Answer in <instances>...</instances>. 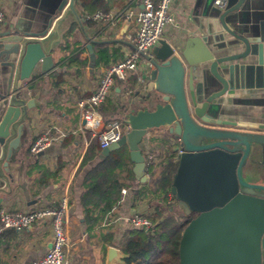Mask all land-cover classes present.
<instances>
[{"label": "water", "instance_id": "95a60500", "mask_svg": "<svg viewBox=\"0 0 264 264\" xmlns=\"http://www.w3.org/2000/svg\"><path fill=\"white\" fill-rule=\"evenodd\" d=\"M214 1L226 29L224 18L243 0L235 5L223 0L221 8ZM16 11L0 26V200L20 184L15 174L23 168L28 114L39 107L24 93L32 90L27 84L34 72L38 69L42 77L54 69L52 51L73 23L88 43L91 61L92 45L104 43L85 32L78 0H18ZM231 34L245 51L220 55L224 47L200 36L182 47L161 39L142 54L137 83L120 102L130 130L101 150L106 157L127 147L134 179L141 183L149 180L143 142L168 146L176 155L170 194L189 220L181 234L179 264H264V126L220 117L227 111L226 95L234 90L235 68L228 64L250 52L244 38ZM128 258L110 246L104 264H127Z\"/></svg>", "mask_w": 264, "mask_h": 264}, {"label": "crops", "instance_id": "0c3cea01", "mask_svg": "<svg viewBox=\"0 0 264 264\" xmlns=\"http://www.w3.org/2000/svg\"><path fill=\"white\" fill-rule=\"evenodd\" d=\"M101 1L107 7V10L102 12H110L115 17L109 23L90 21L91 25L86 24L87 21L84 19L83 28L87 35L93 41L104 42L92 45L94 61L90 60L86 49L88 43L81 30L73 23L66 32H62L59 45L52 51L54 69L42 77L37 69L27 84L32 86V90L24 91L26 99H36L39 107L30 110L28 114V135L20 157V165L23 168L15 174V180L20 184L15 183L12 186V193L3 195L0 200V210L27 212L55 207L63 195H68L69 216L66 222L68 246L65 249V264H104L106 249L110 246L118 248L122 237L132 229L129 218L133 214L148 215L154 212V207L145 201H134L133 194L143 183L133 178L132 181L126 182V187L122 189L126 192L121 191L119 203L104 217L101 224L88 229L84 220L86 216L80 200L83 181L89 169L103 160L104 156L98 148L100 153L93 161L85 167H81V161L86 149L95 141L91 139L93 131L106 127L112 120L125 117L120 102L127 94L126 81L116 80L105 101L99 106L106 112L110 111L111 106L117 105L119 108L117 114L104 116L98 112L99 107L84 108V111L95 114L94 117L98 121L96 128H83V132L79 131L84 120L80 115L78 102L87 99L98 86L104 68L96 65L98 47H103L110 53L117 51L119 55L110 60L111 64L124 58L126 52L132 49L131 39L135 35L136 27L134 23L128 22L126 15L135 10L139 2V0ZM213 1L173 0L169 5L173 23L167 27L162 40L182 47L191 37L205 36L211 46L217 44L218 47H224L218 54L229 55L245 51L244 43L231 33L244 38L249 44L250 52L247 58L228 64L235 68L232 71L234 90L226 95L227 111H223L220 117L244 124L264 126V0L241 1L240 8L224 18L226 29L219 21L221 12L213 7ZM238 1L230 0V3L235 5ZM17 5L18 0L9 1L5 20L13 19ZM78 7L85 17L88 13L79 4ZM70 31L69 45L64 50L65 35ZM74 57L86 65L81 67ZM143 66L144 61L141 59L138 76ZM258 66L261 67L260 70L257 69ZM55 72L62 81L59 89L54 85L55 79L52 77ZM247 73L251 74L249 80L246 79ZM41 129L50 130L51 134L61 137L42 152V155L34 156L29 148ZM89 140L91 142L86 146V141ZM140 149L145 158V174L149 179L147 182H150L148 167L158 165L169 153L165 148H158L156 144L150 145V142H143ZM88 219L98 222L96 214H89ZM52 237L50 220L33 224L29 229L20 232L1 231L0 264H31L40 260L50 248Z\"/></svg>", "mask_w": 264, "mask_h": 264}, {"label": "trees", "instance_id": "16d2710c", "mask_svg": "<svg viewBox=\"0 0 264 264\" xmlns=\"http://www.w3.org/2000/svg\"><path fill=\"white\" fill-rule=\"evenodd\" d=\"M78 4L88 14L107 10L101 0H78ZM86 24L91 25L90 21ZM70 35L71 31L65 35L64 50L69 45ZM96 53L98 58L96 65L100 67L109 65L110 60L119 55L116 50L110 53L103 47H98ZM74 60L79 59L74 57ZM122 60L123 58L112 63H119ZM78 62L81 67L86 65L85 62ZM56 73H52V77L55 79L54 85L59 89L62 81ZM136 83V76L129 78L125 84L126 91L132 90ZM118 111L117 105L111 106L110 111L106 110V112L101 107L98 108V112L103 113L104 116L115 115ZM98 153L100 150L94 141L86 149L81 167L93 161ZM168 153V156H165L158 165L149 166L150 182L141 184L140 189L133 194L134 201H145L149 206L154 207V212L146 216L151 221L153 229L151 232L131 229L122 237L117 247L129 256L126 260L127 264H179L181 234L189 220L182 215L176 206L175 199L170 194L177 164L176 155L172 152ZM132 168L133 164L130 161L128 150L120 149L110 152L86 173L80 200L84 206V216H86L84 220H86L88 229L101 224L104 217L119 203L121 191L126 187V182L134 178ZM174 209H177L180 215ZM89 214H96L98 222L87 220Z\"/></svg>", "mask_w": 264, "mask_h": 264}, {"label": "built area", "instance_id": "2783aa9c", "mask_svg": "<svg viewBox=\"0 0 264 264\" xmlns=\"http://www.w3.org/2000/svg\"><path fill=\"white\" fill-rule=\"evenodd\" d=\"M9 1L0 0V26L5 21ZM172 1L139 0L136 9L128 14L126 13L128 22L134 23L136 27L135 35L131 39L132 49L126 52L121 62L105 66L101 71L95 92L87 99L78 102L80 115L84 120V124H80V132L84 131L83 128L93 129L98 127V121L94 117L95 114L84 111V108L86 106L98 108L105 101L116 80L127 81L131 76L138 74L142 59L141 55L147 54L153 47L157 46L167 27L173 23V17L169 11V5ZM214 5L221 8L224 2L223 0H215ZM114 17L110 12L96 11L92 14H86L84 19L86 21L109 23ZM136 77L139 78L138 75ZM124 119L122 118L121 122L118 119L112 120L106 127L93 131L91 139L97 142L100 150L118 142L130 130V126L126 124ZM60 137V135L51 134L50 130L43 131L41 129V132L35 136L29 151L32 155L37 156ZM90 142V140L86 141V146ZM122 192L125 193L126 191L122 190ZM68 201V195H63L59 204L55 207L34 209L27 212L2 209L0 210V232L3 230L20 232L29 229L33 224L50 220L53 231L50 248L40 260L31 264H65V249L68 246L66 232V222L69 216ZM146 216L133 214L129 218L131 228L151 232L153 225Z\"/></svg>", "mask_w": 264, "mask_h": 264}, {"label": "rangeland", "instance_id": "374dc122", "mask_svg": "<svg viewBox=\"0 0 264 264\" xmlns=\"http://www.w3.org/2000/svg\"><path fill=\"white\" fill-rule=\"evenodd\" d=\"M122 118V117H121ZM121 118H119L118 120H119V122H121L122 121V119ZM124 118V117H123ZM165 150L167 151V152H172L171 151V149H170V147H165ZM174 211L177 213V214H179L180 215V213H179V211L177 210V209H174Z\"/></svg>", "mask_w": 264, "mask_h": 264}]
</instances>
